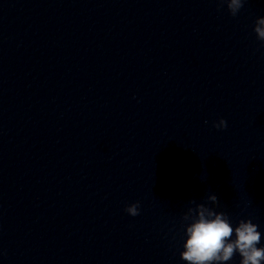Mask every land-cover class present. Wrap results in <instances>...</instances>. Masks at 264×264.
<instances>
[{
    "label": "clouds",
    "instance_id": "clouds-1",
    "mask_svg": "<svg viewBox=\"0 0 264 264\" xmlns=\"http://www.w3.org/2000/svg\"><path fill=\"white\" fill-rule=\"evenodd\" d=\"M232 16H236L243 7L245 0H222ZM257 39L264 42V17L257 18L254 26ZM217 129L227 128V121L221 118L213 124ZM207 201L219 204L217 195L209 194ZM195 207H189L184 214L185 221H191L185 228L186 240L183 244L181 259L187 264H228L239 254L240 264H262L264 247H258L261 233L258 225L251 219H241L233 226L229 216L217 212L204 203L189 201ZM125 211L130 216L140 214L139 202L128 205Z\"/></svg>",
    "mask_w": 264,
    "mask_h": 264
}]
</instances>
